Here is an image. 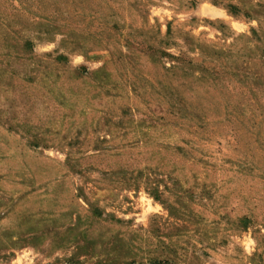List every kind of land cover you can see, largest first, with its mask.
Here are the masks:
<instances>
[{"label": "rangeland", "instance_id": "374dc122", "mask_svg": "<svg viewBox=\"0 0 264 264\" xmlns=\"http://www.w3.org/2000/svg\"><path fill=\"white\" fill-rule=\"evenodd\" d=\"M0 264H264V0H0Z\"/></svg>", "mask_w": 264, "mask_h": 264}]
</instances>
